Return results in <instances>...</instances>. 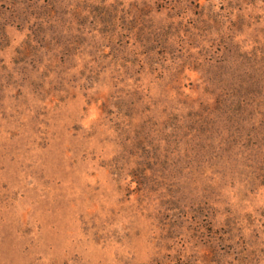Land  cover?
Instances as JSON below:
<instances>
[{"label":"rangeland","instance_id":"obj_1","mask_svg":"<svg viewBox=\"0 0 264 264\" xmlns=\"http://www.w3.org/2000/svg\"><path fill=\"white\" fill-rule=\"evenodd\" d=\"M0 264H264V0H0Z\"/></svg>","mask_w":264,"mask_h":264}]
</instances>
